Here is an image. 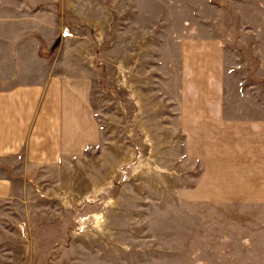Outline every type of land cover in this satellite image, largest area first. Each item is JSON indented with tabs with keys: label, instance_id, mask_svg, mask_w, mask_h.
I'll return each mask as SVG.
<instances>
[{
	"label": "rangeland",
	"instance_id": "rangeland-1",
	"mask_svg": "<svg viewBox=\"0 0 264 264\" xmlns=\"http://www.w3.org/2000/svg\"><path fill=\"white\" fill-rule=\"evenodd\" d=\"M213 4L204 16L223 49V105L264 120V0ZM170 28L149 34V45L83 46L102 135L85 150L84 200L60 211L65 226H0V264H264L263 204L217 210L204 201L202 163L174 114L184 46L157 45L182 38Z\"/></svg>",
	"mask_w": 264,
	"mask_h": 264
},
{
	"label": "crops",
	"instance_id": "crops-1",
	"mask_svg": "<svg viewBox=\"0 0 264 264\" xmlns=\"http://www.w3.org/2000/svg\"><path fill=\"white\" fill-rule=\"evenodd\" d=\"M220 1L0 0L1 227L20 218L28 234L43 218L65 226L60 211L84 200L85 150L102 135L83 46L149 45L165 26L182 35L157 45L184 46L174 114L188 155L202 163L204 201L264 207V120L233 115L221 98L223 49L204 16Z\"/></svg>",
	"mask_w": 264,
	"mask_h": 264
}]
</instances>
